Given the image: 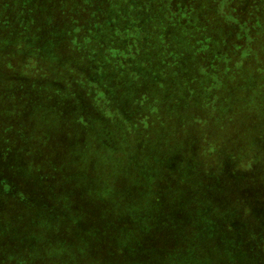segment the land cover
I'll return each instance as SVG.
<instances>
[{"label":"rangeland","instance_id":"374dc122","mask_svg":"<svg viewBox=\"0 0 264 264\" xmlns=\"http://www.w3.org/2000/svg\"><path fill=\"white\" fill-rule=\"evenodd\" d=\"M67 1L77 23L93 22L97 11L100 18H119L111 33L116 42L122 40L115 50L122 72L112 67L110 77L104 67L95 74L97 91L110 96L104 101L95 95L94 107L77 94L76 84L91 72L72 54L66 32L56 37L54 29L43 27L39 37L24 41L22 52L5 42L0 64L7 71L0 68V91L15 90L24 102L43 98V105L58 96L53 88L76 95L74 102L64 101V115L49 127L42 114L39 126L34 113L19 107L18 136L32 156L18 179L25 180V189L28 180H40L32 192L38 191L37 198L24 206L29 217L19 222L30 221L43 234L40 262L32 264H141L149 243L142 241L139 248L144 234L135 221L144 218L145 231L157 217L183 225L188 215V233L181 245L173 243L178 257L169 263L158 251L144 264H264V0ZM169 51L182 52V73L162 59ZM13 60L21 63L19 70ZM34 60L44 69L34 67ZM210 64V74L201 76V67ZM138 72L136 86L123 79ZM46 78L53 82L46 80L40 94L30 82ZM64 79L73 86L56 88ZM101 109L103 123L93 112ZM89 112L81 125L88 129L82 130L81 114ZM60 123L67 128L64 134ZM128 130L132 137L125 135ZM15 148L18 153L27 149ZM156 190L164 192L160 206ZM126 194L132 197L121 200ZM101 208L102 218L91 220ZM211 251L232 260L218 262Z\"/></svg>","mask_w":264,"mask_h":264},{"label":"trees","instance_id":"16d2710c","mask_svg":"<svg viewBox=\"0 0 264 264\" xmlns=\"http://www.w3.org/2000/svg\"><path fill=\"white\" fill-rule=\"evenodd\" d=\"M148 1L151 5L158 3L156 0ZM180 5L181 4L179 3L176 4L177 7ZM79 11L85 14L87 10L86 8L79 7ZM70 13L71 10L67 0H0V58L3 56H1V54H4L6 41H8L9 48L12 45L15 47V51L22 52L23 49L21 47L23 46L22 44L24 41L31 42L33 39H36L37 36L42 33L43 27L45 30L50 31H53L51 29H54L53 34L56 37H63V34L66 32L68 38L73 41V47L70 48L72 54H78V56H75L76 59L78 61H84V63L89 65L91 72L87 79L76 84L79 85L77 87L81 90L77 94L82 98L83 103L88 104L89 101L95 107V95H100L101 99L103 98L102 100L104 101L108 100L106 99V96H110L109 93L105 96L106 93L104 90L97 91L99 86L95 84V74L97 73L99 75L104 67H106V69L103 71V74L105 75L108 73L110 77L112 67L115 68V71L119 70L122 72V64L121 61H116L117 57L115 51L122 45V40L119 37L120 41L116 42L115 33H111L112 29L118 23L119 18L112 15L100 18L101 12L97 11L94 14L96 15V18H92L93 22L83 21L82 23H77L73 20V15ZM140 20L141 18H136L135 24H138ZM61 25H67V30L55 28ZM132 34L134 35V32H132ZM132 34L130 35L133 36ZM9 40H11V44ZM131 41L135 42L137 40L132 39ZM197 45H200V41L197 42ZM133 46V43L129 45L130 52H132ZM10 52L14 53V50L11 48ZM134 58L135 56L131 57V65L136 61ZM162 59L171 64L172 69L177 68L176 71L182 73L183 70L180 68L183 59L182 52L169 51L168 56L163 55ZM15 62L16 60H13L14 66L19 70L21 63ZM43 65L44 63L34 60V67H38V69L42 70L44 69ZM66 65L71 67L67 63ZM209 66L210 67L208 68L207 65H204L203 70L201 67L199 70L200 74H202L201 76L210 74V69L214 66L213 64H210ZM0 68L3 71H7L1 64ZM163 70L164 68H161V73L165 74L167 69H165V71ZM140 76L141 74L138 72L135 76H129L123 79L128 80V84L130 83V85L136 86V84L138 85V83L141 82L139 81ZM20 77L23 76L21 75ZM23 79L24 83L27 84L25 77H23ZM46 80L47 78L44 80L31 81L30 83L33 84V86L38 89L37 92L41 94V92L44 91V83ZM195 80L196 79L193 78L192 81L196 82ZM47 81L50 83L53 82V80ZM151 82L153 83V87H157L158 78L152 79ZM59 84L62 87L56 86V88L73 86V82L70 79L59 81ZM52 90L55 91L58 96L54 95V98L50 102L51 104L47 105H43V98H36V102H24L25 100L21 93H17L15 90L12 92L0 91V219L3 221H0V264H32V260L40 262V250L42 249L44 251L43 234L38 225L31 223L30 221L24 223L23 220L21 221V225H19L21 217H29L24 206L26 205L27 200L33 203L37 198L38 191L35 194L32 192L37 190V186L40 185V180L38 178L28 180L25 189V180L20 181L18 179V176L23 174L21 171L24 164H26L28 159L31 158L32 151L29 150L31 148L28 144L20 143V138L18 136L19 130L17 129L23 127V121L21 120V113L19 110V107L22 108L23 106V109H29L36 117H38V115L41 116L42 114L43 120H49L50 125H48V127L51 126L52 121H58L62 118L64 111L61 105L64 101H67L68 98L74 102L76 95H74L73 92L75 91H63L54 88ZM92 90L94 91V94ZM131 91H133V89ZM48 101H50V99ZM93 112L97 115H95L96 122H106V117L102 109L101 114H99L97 110ZM90 113L91 112L81 114L82 117L80 118V122H78L80 129H88V126L83 127L81 125L87 123L86 121L88 120ZM151 117V113L150 115H147L148 119ZM76 119L78 118L74 117L73 125L76 123ZM148 119H145L146 124L150 122ZM38 124L41 126L40 119ZM58 125L59 131L64 134L67 129L66 126L63 123ZM125 135L127 137L133 136L130 130L125 132ZM15 145H20L27 149L18 153ZM41 147L40 144V152L43 153ZM179 184H182V182H179ZM171 185L175 189H182V187L178 186L176 182H171ZM155 193V201L157 205L160 206L163 204L161 198L164 195V192L156 190ZM130 197L132 196L126 194L125 196L120 197V199H130ZM203 198L204 195L201 194L199 196L200 200L198 199L194 207H197L199 201L201 202ZM6 207H8L9 212ZM101 211L102 208L97 214L91 216V220L96 218L95 215L99 216L98 219H101L102 214H99ZM126 221L130 223V218L127 217ZM147 221L149 222L150 220ZM156 221V223L147 227L145 231L143 229L144 218L135 221L136 229L144 234L140 239L139 248L142 246V241L144 243H149L147 248L144 249L147 250L148 255L146 256L143 254L146 258L151 259L147 262H152V257L159 251L162 253L160 257H167L169 260L168 262L172 263L173 258L178 257V255H175L176 253H174L177 252L178 249L174 248L173 243L174 241H178V245H181L182 239L185 237V234L188 233L187 226H189V215L185 220L187 223L182 220V223L184 222L183 225L180 224V222L170 220L168 217H157ZM236 231L237 230L235 229L234 233ZM173 232L175 237L170 236ZM256 232H262V230L257 229ZM63 233L64 231L62 229L60 234ZM35 243L37 245H35ZM237 246L239 247V245ZM174 249L176 250L174 251ZM32 252H34L35 256ZM210 254V258L216 259L218 262H228L232 260L231 257L223 254L222 256H219L215 254L214 251H211ZM145 257H142L141 264L146 262ZM225 257L227 260L224 259ZM155 263L156 261L150 264Z\"/></svg>","mask_w":264,"mask_h":264}]
</instances>
